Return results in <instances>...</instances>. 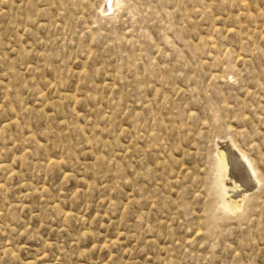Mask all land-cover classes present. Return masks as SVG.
<instances>
[{"label": "rangeland", "instance_id": "374dc122", "mask_svg": "<svg viewBox=\"0 0 264 264\" xmlns=\"http://www.w3.org/2000/svg\"><path fill=\"white\" fill-rule=\"evenodd\" d=\"M0 264H264V0H0Z\"/></svg>", "mask_w": 264, "mask_h": 264}, {"label": "bare ground", "instance_id": "6f19581e", "mask_svg": "<svg viewBox=\"0 0 264 264\" xmlns=\"http://www.w3.org/2000/svg\"><path fill=\"white\" fill-rule=\"evenodd\" d=\"M224 150V149H223ZM223 150H219L220 151V153L219 154H221V158H220V167H221V169H219V171L221 172V176H219V177H221L220 179H221V183L226 187V190H227V192H228V195L224 198L225 199V201H226V203H227V206L230 208V209H237V208H240L241 206H242V195L245 193V192H247L249 189H247L245 186H247L248 187V185H249V183L251 184V183H253L255 180H253L252 181V178H249L248 176V180L245 178V176L247 175V172H245V171H241V172H239V173H236L237 175L235 176V177H233V176H230L231 174L233 175V173H232V171H231V174H229V168H228V166H229V164H230V161H229V157H228V155L223 151ZM229 153V152H228ZM233 154V153H232ZM234 156V155H233ZM238 156V155H237ZM241 158V157H240ZM233 159H234V157H233ZM237 159H239V158H237ZM235 160V159H234ZM233 160V161H234ZM243 160V159H242ZM238 162V161H237ZM236 162V163H237ZM243 161H241V164H243L242 163ZM235 163V162H234ZM236 163H235V165H236ZM239 163V162H238ZM246 163V162H245ZM245 163H244V165H245ZM240 164V165H241ZM234 165V166H235ZM239 166V165H238ZM248 166V165H247ZM247 166H246V168H247ZM240 167V166H239ZM231 168H233V167H231ZM236 168V167H235ZM242 168V167H241ZM248 169H249V167H248ZM242 170H244V169H242ZM234 172V171H233ZM235 172H237V171H235ZM248 172H250V176L252 175L251 174V171L249 170ZM253 173V172H252ZM255 173V172H254ZM255 176V175H254ZM255 178V177H254ZM227 179H230L231 181H232V183L231 184H229V180L227 181ZM256 179V178H255ZM220 183V182H219ZM251 186V185H250ZM253 186V185H252ZM227 187H231V188H233V189H235L234 191H236V195H237V197L239 196V194H240V192H241V196L239 197V198H233V197H235V195L233 196V195H230V190H228V189H230V188H228L227 189ZM243 188H245L244 190H243ZM250 188V187H249ZM247 190V191H246ZM237 191H240L239 193H237ZM235 194V193H234ZM224 197V196H223ZM242 198V199H241Z\"/></svg>", "mask_w": 264, "mask_h": 264}]
</instances>
